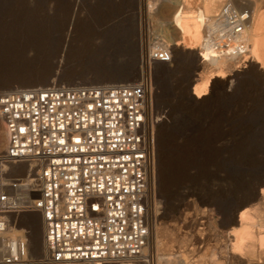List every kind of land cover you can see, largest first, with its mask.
I'll use <instances>...</instances> for the list:
<instances>
[{
  "label": "rangeland",
  "instance_id": "rangeland-1",
  "mask_svg": "<svg viewBox=\"0 0 264 264\" xmlns=\"http://www.w3.org/2000/svg\"><path fill=\"white\" fill-rule=\"evenodd\" d=\"M175 1L79 0L78 13L72 15L75 0H0V82L54 67L60 68L57 73L62 77L61 84L111 83L112 75L126 69L131 71L133 81L140 67L138 52L133 55L131 46L125 47L126 38L135 35L138 51L137 29L141 23L143 54L155 42V46L168 49L177 36L168 24L182 5L172 4ZM206 1L185 0L183 11H202ZM228 1L238 10L248 11L250 19L258 9L253 2L264 5L263 0ZM140 8L142 15L138 17ZM98 26L103 28L98 30ZM70 31L72 38H66ZM66 40L69 44L64 49ZM172 57L167 68L176 70ZM243 59L236 60L233 67L247 71V67L241 68ZM230 69L226 75L234 73V68ZM166 76V70L157 64L154 86L160 122L155 142V228L167 229L173 240L162 249L158 238L153 264L158 259L161 264H264L257 257L246 263L231 260L228 253V212L246 200L252 189L264 187L260 185L264 182V95L260 94L264 80L239 78L218 97L209 88L204 97L209 102L200 114H192L179 99L176 78ZM159 153L164 178L161 185ZM199 200L211 202L213 207L201 206ZM258 203L253 201L247 207L259 208L262 205ZM155 228L151 253L155 251ZM182 239L185 241L181 243Z\"/></svg>",
  "mask_w": 264,
  "mask_h": 264
},
{
  "label": "built area",
  "instance_id": "built-area-1",
  "mask_svg": "<svg viewBox=\"0 0 264 264\" xmlns=\"http://www.w3.org/2000/svg\"><path fill=\"white\" fill-rule=\"evenodd\" d=\"M247 14L222 4L223 26L205 34L215 52L244 54L233 40ZM155 43L131 82L0 91V264H147L157 217L154 68L173 61ZM33 216L40 257L26 224Z\"/></svg>",
  "mask_w": 264,
  "mask_h": 264
},
{
  "label": "bare ground",
  "instance_id": "bare-ground-1",
  "mask_svg": "<svg viewBox=\"0 0 264 264\" xmlns=\"http://www.w3.org/2000/svg\"><path fill=\"white\" fill-rule=\"evenodd\" d=\"M223 1L224 0H207L203 6V10L195 14L190 11H183L185 0H178L172 3L175 5L177 4V7L182 4L177 8L173 20L168 24V29H170L171 32H177V36L173 38V44L169 47L175 58L177 69H169L165 64L158 65L160 68L166 70V77L173 75L174 78H176L179 99L182 105L186 106L187 111L192 114H200L201 110L209 102V100L204 98L207 96L209 88H212L213 96L218 97L223 94L226 87H228V89L231 88L235 80L239 78H255L254 81L256 80V82L264 80V12H259L264 8V5L261 6L259 5L260 3L257 5L256 1L253 2L258 9L254 11L251 19L246 16L245 27L242 34L233 40L237 47L241 44L243 45V49L245 50L244 54L240 55L235 47L230 51L219 54L212 49L210 43L205 39V34L209 29L216 30L223 26L222 20L216 21V16L220 9L219 7L222 5ZM78 2L79 0H75V6L71 9L72 15H77L78 13ZM138 4L141 5V3ZM125 12L133 13L131 10H126ZM141 15L142 10L140 8L139 12L137 11V16L141 17ZM141 25L140 23L137 29L139 40L138 51H135V35L126 38L128 45L125 44V47L131 46L133 55L138 52L136 54H138L139 66H141L143 60L142 35L139 34L142 30ZM71 26L70 24V27ZM71 35L70 31L68 35H66V38H70ZM67 40L64 43V49H66L69 44ZM238 59H243L245 61V65L241 68L246 69L247 67V71H240L236 69L237 67H233V63ZM242 63L243 61L240 64L242 65ZM230 68H234V73L226 75V72L231 70ZM238 68L240 67L238 66ZM198 70H201V72L195 74L194 72ZM139 74L140 71H138L137 77ZM112 76H114L112 77L114 81L112 80L113 82L111 83L131 82V71L129 69L115 73ZM92 80L93 79H91V81ZM85 82L89 83L90 81L86 80ZM189 86H191L190 96L189 93H187V88ZM260 94L264 95V86H260ZM5 141L3 125L0 122V151L4 149ZM162 169V156L159 153L160 185L161 183L164 184ZM260 185L264 186V182H261ZM253 201H259L260 203L258 204L262 206L260 207L258 205L259 208H248L247 206ZM228 220L231 226L229 232L231 243L229 247L227 246L228 253L230 254L229 258H231V260H240L243 263H246V261L252 262L256 257L264 260V187L261 189L259 188L258 191L257 188L252 189L246 200L228 212ZM27 221L26 224L31 231V253L33 256L40 257L44 252L41 234L43 233V227L41 221L37 216L29 217ZM171 235L172 234L167 229L158 231V229L155 228V247L153 246L155 251L152 253L149 252L151 243L148 249L144 250V254L149 257L147 264H153V260L157 257L156 245L158 238L161 239L162 243L160 245H162V249H165L167 242L173 240ZM184 241L185 240L182 239L181 243ZM160 262V259H158L157 264H161Z\"/></svg>",
  "mask_w": 264,
  "mask_h": 264
},
{
  "label": "water",
  "instance_id": "water-1",
  "mask_svg": "<svg viewBox=\"0 0 264 264\" xmlns=\"http://www.w3.org/2000/svg\"><path fill=\"white\" fill-rule=\"evenodd\" d=\"M85 42L89 43L90 41L88 40ZM62 43L63 42H61V44ZM19 44L20 46H23L22 45L23 42ZM27 51L28 50H26V52H23V53L27 54ZM58 71H60V68H58L57 70L54 67L44 72H41L39 74L30 73V74H25L22 76L8 77L4 79L3 82H0V91H8L14 88L47 87L52 84H61L60 80L62 77L58 75L57 73ZM76 84H80V83H76ZM99 84H108V83L106 82V83H99ZM199 205L213 207V204L211 202H203L200 200H199Z\"/></svg>",
  "mask_w": 264,
  "mask_h": 264
},
{
  "label": "flooded vegetation",
  "instance_id": "flooded-vegetation-1",
  "mask_svg": "<svg viewBox=\"0 0 264 264\" xmlns=\"http://www.w3.org/2000/svg\"><path fill=\"white\" fill-rule=\"evenodd\" d=\"M103 28V26H98V27H96V29H98V30H100V29H102Z\"/></svg>",
  "mask_w": 264,
  "mask_h": 264
}]
</instances>
